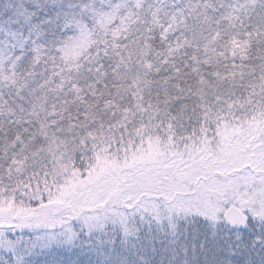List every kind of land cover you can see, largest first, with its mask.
Returning a JSON list of instances; mask_svg holds the SVG:
<instances>
[{"label":"snow or ice","instance_id":"6c2138e0","mask_svg":"<svg viewBox=\"0 0 264 264\" xmlns=\"http://www.w3.org/2000/svg\"><path fill=\"white\" fill-rule=\"evenodd\" d=\"M0 264H264V0H0Z\"/></svg>","mask_w":264,"mask_h":264}]
</instances>
